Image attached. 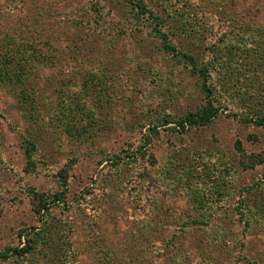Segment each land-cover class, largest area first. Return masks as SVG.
Listing matches in <instances>:
<instances>
[{
    "label": "rangeland",
    "instance_id": "374dc122",
    "mask_svg": "<svg viewBox=\"0 0 264 264\" xmlns=\"http://www.w3.org/2000/svg\"><path fill=\"white\" fill-rule=\"evenodd\" d=\"M91 1L0 0V42L8 39L30 41L42 46L43 50L47 47L50 54L62 57L63 66H39L31 74L43 87L44 91L39 92L50 95L46 96L48 100L53 99L51 92L56 87L55 83L47 84L45 77L49 73L61 68L62 77L69 75L77 81L83 69L96 72L95 84L90 90L95 87L99 92L93 91L87 104L90 109L101 107L102 110L101 113L94 110V122L88 136L70 140L58 122L49 118V112L41 121L36 136V139L40 138L37 157L42 163L36 164L34 171L29 173L23 168L19 139V132L23 133L28 123L20 116L12 97L0 87V248L22 242L17 238V229L36 224L24 186L52 192L57 189L53 173L64 167L68 180L67 204L63 208L54 207L53 213L73 227L70 237L71 241L73 239L71 246L77 252L75 264H95L94 257L103 247L102 239L123 245L132 237L128 233L130 228L135 230L136 226L146 223L147 219L138 217L141 216L143 197L149 194H144L145 189L137 183L140 179L138 170L143 169L146 173L149 189L154 190L157 183L162 188V193L152 192L151 200L147 202L151 207L164 210L167 219L168 213L173 211L174 218L169 221L172 227L178 217L181 223L184 215L191 212V207L193 211H197L195 207L198 206L200 210L204 207L208 211L210 205L218 209L217 212L226 211L229 215L232 212L235 216L233 206L239 199L237 189L257 179L264 171V163L247 170H237L234 165H216L219 174L210 177L214 178L220 192L214 194L212 189L210 192L201 186L200 177L205 179V176L200 175L207 168L200 170L202 165H199L200 161L214 159L213 154L229 157L234 153L235 140L240 141L246 152L264 150L263 129L245 125L238 117L228 115L251 108H258L264 114V0H171L172 5L177 6L188 2L190 9L195 8L191 10L199 15L198 25L195 24V29L201 30L197 34L199 39L192 38L198 53L210 55L205 47L213 42L211 50H215L213 44H217L214 42L217 37H227L236 48H244L249 53L246 52L247 58L239 60L244 50L234 56L231 55L234 48L228 49L224 43H218L217 55L224 63L211 72L220 104L217 116L206 126L183 132L167 129L175 126L173 122L157 126V132L150 136L145 147V156L135 167L127 169L112 166L109 155L127 147H137L150 120L162 118L166 113L175 116L192 110L201 103L200 95L182 63L171 58L167 60L162 51L136 42L140 34L129 30L125 7L120 3L111 6L106 0H100L103 16L97 26L89 24L91 16L87 14V8ZM158 3L166 5L162 0ZM245 21L258 23L251 30L253 37L250 34L241 37V31L233 36L236 32L233 23L239 25ZM112 25L123 30L121 37L108 42L106 47L102 42L90 41L95 30ZM255 40L260 44L258 54H253ZM75 88H78L77 83L72 86ZM140 123L146 126L143 128ZM250 134L256 136V141L250 139ZM193 160L197 168L192 166L189 176L184 170H187L186 163ZM163 169L168 172L162 174ZM196 174L200 177L196 178ZM168 180L174 186L171 190L165 185ZM148 215L151 214L144 217L148 218ZM63 228L66 230L65 226ZM232 228L237 230L238 226L234 224ZM142 233L145 239L150 235L149 229ZM249 237L264 244L263 233ZM187 240L183 242L186 244ZM137 241H142L139 236ZM44 260L39 259L36 263L41 264Z\"/></svg>",
    "mask_w": 264,
    "mask_h": 264
},
{
    "label": "trees",
    "instance_id": "16d2710c",
    "mask_svg": "<svg viewBox=\"0 0 264 264\" xmlns=\"http://www.w3.org/2000/svg\"><path fill=\"white\" fill-rule=\"evenodd\" d=\"M157 1L159 0H106L111 6L120 3L125 7L129 30L140 34L136 42L162 51L167 60L174 59L187 68L200 95L201 103L199 102L194 109H187L179 115L166 113L162 118L156 117L150 120L147 126L140 123L143 128L146 126L145 133L141 136V144L139 143L140 145L133 149L127 147L109 155L110 164L117 165V169H127L138 164V160L145 156V147L150 142V136L157 132V126L173 122L175 126L167 129L172 132H183L206 126L217 116L220 104L217 102L211 72L216 66L221 67L224 63V60L217 55L218 43H224L223 45L228 49L234 48L231 54L234 56L240 55L244 50L245 53L240 55V58L237 57L239 60L247 58L246 52L249 53L244 48H236L227 37L215 39L214 42H217L213 44L216 46L215 50H211L213 42L208 43L205 48L210 55L206 52L198 53L197 45L192 41V38L199 39L197 34L201 31L195 29V24L198 25L200 19L199 15L191 10L195 8L190 9L186 1L180 6L172 5L171 0L167 3L162 0L166 5L156 4ZM102 7L100 0L88 2L87 14L89 13L92 19L88 20L89 24L94 26L99 24V19L103 16L100 12ZM78 18L82 19L79 16ZM257 24L255 21L249 23L245 21L239 25L233 23V26H236L233 36L241 31V37L249 36V34L253 37L251 30ZM112 27H101L98 31L95 30L91 34L90 41L102 42L106 47L108 42H112L124 33L122 29L114 27L115 30ZM254 42L256 45L253 54H258L260 44L257 40ZM237 51L240 52L236 53ZM39 66L61 67L63 60L55 53L50 54L47 47L43 50L42 46L30 41L8 39L0 42V87L12 97L20 116L28 123L24 132H19L24 160L23 168L27 173L34 171L36 164L42 163L37 157L39 154L37 142L40 138L36 139V136L40 132L41 121L46 114L51 112L49 118L58 122V126L62 128L66 137L70 140H80L88 136L90 132L91 123L94 122V110L100 113L102 110L101 107L90 109L87 104V101L93 97L92 92H99L95 87L92 91L90 90L95 84L93 80L96 72L81 70L78 82L69 75L62 77L61 68H58L57 72L49 73L45 77L47 84L55 83L56 87L52 88L53 99L48 100L46 96L50 95L39 92L44 91L43 87L35 80L36 77H31ZM102 69L106 72L104 65ZM75 83L78 84V88L72 89ZM228 115L238 117V120L245 125L252 124L264 130V114L258 108H251L242 113L230 112ZM159 118H161L160 121L155 123ZM33 125L35 127L31 128ZM249 137L256 141L255 135L250 134ZM233 149L234 153H230L229 157L226 154H213L214 159L200 161L199 165H202L200 170L207 168L200 175L205 176V179L198 174L195 177H200L204 190L212 189L214 194L220 192L217 190L214 178L210 177L218 176L219 171L216 165H234L237 170H247L264 163V150L246 152L239 140L233 142ZM192 166L195 169L194 160L186 163L187 170L184 171L189 176L193 170ZM165 172L168 170L163 169L162 174ZM137 174L140 177L137 181L138 185L145 189L144 194H149L143 197V205H140L141 216L138 218L147 219V221L136 226L135 230L130 228L128 233L132 237L123 245L112 242L111 239H102L103 247L99 255L94 257L95 264H264V244L260 240L249 237L264 234V171L257 179L244 183L237 189L239 199L237 198L233 206L235 216L232 212L230 215L226 211L217 212L218 209L210 205L207 206L208 211L204 207L200 210L201 207L198 206L195 207L197 212L191 207L192 215L185 214L187 217L184 215L180 224L181 218L178 217L179 220L174 221V227L169 224L170 218H174L173 211L168 213L170 217L167 219L164 210L160 211L155 206L151 207L147 202L151 200L152 192H163L160 185L157 183L155 189L151 190L148 188L150 183L146 180L147 175L144 170H138ZM184 175L186 180V174ZM53 177L57 189L52 192H43L31 186H24L23 191L29 200L36 224L22 225L17 229V238L22 239V242L1 247L0 264H37L36 261L39 259H45L41 264H75L77 261V252L71 246L72 225L69 224L70 222L60 221V217L53 213L54 207H66L67 171L64 167L56 169ZM165 185L170 190L174 187L169 180ZM147 213L151 215L145 218ZM220 215L223 217L218 218ZM234 224L238 226L237 230L232 228ZM148 229L150 235H146L145 239L142 232ZM137 236L142 240L140 243L137 241ZM185 239H188L186 244L183 242ZM257 241H260L261 245Z\"/></svg>",
    "mask_w": 264,
    "mask_h": 264
}]
</instances>
